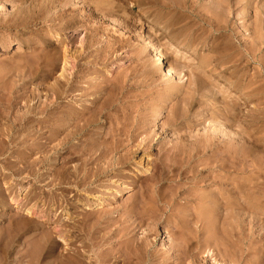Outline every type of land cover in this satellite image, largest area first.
Returning <instances> with one entry per match:
<instances>
[{
    "label": "rangeland",
    "instance_id": "374dc122",
    "mask_svg": "<svg viewBox=\"0 0 264 264\" xmlns=\"http://www.w3.org/2000/svg\"><path fill=\"white\" fill-rule=\"evenodd\" d=\"M150 40L161 47L171 76L155 66L156 53L146 45ZM65 59L70 64L66 79L86 96L69 93L59 102L84 114L88 123L80 124L87 132L70 139L69 152L55 151L47 142L48 130L39 137L37 123L21 120L55 100L54 88L67 81L61 78ZM160 108L156 122L153 113ZM71 123L66 128L72 131ZM33 133L43 147L22 141ZM96 138L98 149L109 150L105 159L90 156ZM99 168L108 172L100 178L103 187L97 197L86 195L76 186L87 171ZM119 178V184L126 183L120 189ZM223 179V189L240 183L241 191H232L231 205L208 207ZM155 196L165 206L160 203L163 208L153 214L148 204L145 215L151 218L132 234L152 259L186 245L189 256L177 252L169 264L260 263L264 0H0V264H29L34 230L50 224L52 230L61 205L75 213L76 224L84 213L94 221L119 220ZM31 207L33 213L27 214ZM197 210L214 216L208 235L194 219ZM59 222L71 223L64 216ZM169 250L170 257L177 248ZM112 251L122 255L126 246L112 245ZM55 253L68 255L64 246ZM96 254L87 252L85 261L94 263Z\"/></svg>",
    "mask_w": 264,
    "mask_h": 264
},
{
    "label": "bare ground",
    "instance_id": "6f19581e",
    "mask_svg": "<svg viewBox=\"0 0 264 264\" xmlns=\"http://www.w3.org/2000/svg\"><path fill=\"white\" fill-rule=\"evenodd\" d=\"M94 1V0H93ZM159 1V0H158ZM221 3V2H220ZM212 4V3H211ZM214 5V4H213ZM222 5V4H221ZM159 11V10H158ZM204 16V15H203ZM258 19V18H257ZM214 24V23H213ZM218 25V24H217ZM201 27V26H200ZM204 27V26H203ZM130 28V27H129ZM153 28V27H152ZM196 31V30H195ZM210 43V42H209ZM158 44V43H157ZM193 44V43H192ZM201 44V43H200ZM147 47L151 50H153L156 54H155V60H154V64L158 69H161L164 73L165 76H171L172 74V70H171V66H168L167 63H165V58L163 55V52L161 50V47H157L155 45V43L153 44L150 41L146 42ZM145 45V46H146ZM173 47V46H172ZM249 50V49H248ZM180 52V51H179ZM228 52V51H227ZM249 52V51H248ZM182 53H184V56H187L188 54L186 53V51H182ZM255 54V53H254ZM259 60V59H258ZM208 62V61H207ZM68 62L65 59L64 60V66L61 70V78L66 79V73L68 71ZM203 65V64H202ZM174 66V65H173ZM227 66V65H226ZM176 67V66H174ZM207 67V66H206ZM60 68V67H59ZM61 69V68H60ZM257 72V71H256ZM255 73V72H254ZM48 74V73H47ZM233 74V73H232ZM226 75H224L225 77ZM236 78V77H235ZM67 80V79H66ZM65 80V81H66ZM235 80V79H234ZM71 81V80H70ZM235 82V81H234ZM236 83V82H235ZM232 84L230 82L229 87H232ZM85 85V84H84ZM220 89V88H219ZM84 90V88H83ZM226 92L229 91V88L225 90ZM54 99L52 100L50 103L51 105L47 108H44L42 110H34L32 109V111L28 112L27 114H25V116L22 117V121L25 124H35L37 123L39 126H37V129H39L38 127H40V130L37 132L40 134L39 137H43L45 135L41 134L44 133V130H48L49 136L46 138L47 142L50 145H54V149L55 151L58 148H63L64 150H66L67 152L71 151L73 149V147H69V143H70V139L75 138L76 136L78 137L79 134H83L85 127L81 126L80 124L86 123V121L84 120V114H82L81 112H74V111H67L65 108L66 106H64L63 104H60L59 100L62 99V97L65 95H68L69 93H78L76 96H78V98H83L84 96H86V93H84L83 96V91L82 89H80V87L75 86L73 83H70L69 80H67L64 84H57V87L54 88ZM229 94V93H228ZM242 94V93H241ZM257 94V93H256ZM67 97V96H66ZM77 98V97H76ZM53 99V98H52ZM80 99V100H81ZM252 99V98H251ZM26 100V99H25ZM23 100V101H25ZM36 100V99H35ZM48 100V99H47ZM83 101V100H82ZM257 101V100H256ZM260 101V100H259ZM262 101V100H261ZM26 102V101H25ZM33 102V101H32ZM68 104V103H67ZM63 105V107H62ZM252 105V103H251ZM253 106V105H252ZM64 108V109H63ZM38 109V108H37ZM63 109V110H62ZM68 109V108H67ZM80 110V109H79ZM227 110V109H226ZM259 109H254L252 111L254 112H260L258 111ZM230 112V110H228ZM227 111V112H228ZM251 112V113H254ZM162 109H158L156 110V112H154V117L153 120L158 122L160 119V116L162 114ZM261 113V112H260ZM232 114V113H231ZM31 115H33L31 117ZM35 116H38L37 118H35ZM60 116V117H59ZM247 116V115H246ZM256 116V115H255ZM255 116L253 115V120H255ZM73 117V118H72ZM229 118V116H228ZM231 118V117H230ZM251 118V117H250ZM257 118V117H256ZM240 119V118H239ZM219 120V119H218ZM227 120V119H226ZM232 119H229V121H231ZM246 120V119H245ZM37 121V122H36ZM213 121V120H212ZM223 121V120H222ZM248 121V120H247ZM250 121V120H249ZM252 121V120H251ZM250 121V122H251ZM73 122V124L75 125L74 129L71 131L68 130V128H66V124L67 123ZM227 122V121H226ZM254 122V121H252ZM66 123V124H65ZM72 124V123H71ZM72 124V125H73ZM88 124V123H86ZM84 124V125H86ZM224 124V123H223ZM219 125V122H218ZM237 125V124H236ZM248 125V124H247ZM35 126V125H34ZM88 126V125H86ZM243 126V125H242ZM27 127V126H26ZM247 127V126H246ZM256 127V126H255ZM22 128V127H21ZM32 128V127H30ZM34 128V127H33ZM70 128V127H69ZM254 128V127H253ZM224 129V128H223ZM34 131V130H33ZM32 131V132H33ZM251 131V130H250ZM256 131V130H253ZM35 132V131H34ZM36 132V133H37ZM85 132H87L85 130ZM252 132V131H251ZM250 132V134L252 135V133ZM258 132V131H256ZM27 133V132H26ZM29 133V132H28ZM34 134V133H33ZM30 134V135H25V138H22V141L25 142V140L27 139L28 142L33 143V145H37L38 147H43V144L40 143L39 138L37 139L35 136L36 134ZM45 134V133H44ZM249 134V133H248ZM21 135V134H20ZM38 135V134H37ZM219 135V134H217ZM61 136H64V138L60 139L59 138ZM214 136H216L214 134ZM10 137V136H9ZM14 138V137H13ZM99 138V137H98ZM209 138V137H208ZM249 138H252L251 136ZM19 139V138H17ZM43 139V138H42ZM212 139V138H211ZM242 139V138H241ZM41 140V139H40ZM243 140V139H242ZM252 140V139H251ZM250 140V141H251ZM19 141V140H18ZM26 141V142H27ZM213 141V140H212ZM215 141V140H214ZM16 140H13L12 143H16ZM21 142V141H20ZM25 142V143H26ZM257 142V141H255ZM92 143V145L90 144V148H89V152L91 153V157L92 154H95L97 157L96 160H100V159H105V157L109 156V150L105 149V150H100L98 149V143L99 141L96 139H94V142H90ZM9 144V143H8ZM18 144V143H17ZM16 144V145H17ZM20 145V144H19ZM24 145V144H23ZM74 148L76 149V146H74ZM112 149V148H111ZM86 150V149H85ZM88 150V148H87ZM86 150V151H87ZM232 150V149H231ZM65 151V152H66ZM193 151H195V149L193 148ZM97 152L99 153V155H97ZM236 152V151H235ZM30 153V152H29ZM171 153V152H170ZM87 154V153H86ZM18 156V155H17ZM11 158V157H10ZM192 158V157H191ZM242 161V160H241ZM218 163V162H217ZM122 164V163H121ZM192 165V164H191ZM116 166V165H115ZM120 166V165H119ZM224 162L222 165V169L224 168ZM95 167V166H94ZM191 173H194L195 169L193 168V166H191ZM190 167V168H191ZM263 167V166H262ZM109 169V168H108ZM118 169V168H117ZM120 170V169H118ZM92 171V170H90ZM87 171L83 178L79 180V184L76 187H79V189H82L83 192H85V194L90 195V196H96L99 192L97 191L99 189V187H103V185L101 184V180L100 178L102 177V175H107L108 172L107 170H104L103 168H99L96 172H90ZM110 171V170H108ZM122 172V171H121ZM83 174V173H82ZM80 175V174H79ZM79 177V176H78ZM215 179V178H214ZM213 179V180H214ZM222 178H220L221 180ZM59 180V179H58ZM121 178H119L116 183H118L119 189L120 186L123 187L124 184L126 183H121ZM193 181H197L196 178H192ZM109 181V180H108ZM225 181L224 179L222 181L218 182V186L219 188H221V191L218 194V198H213L208 202V207L210 205H214V206H220L222 205H231L232 201L230 196L232 195V191H236L242 189V185L240 183H236L234 185V189H223V187L225 186ZM227 181V180H226ZM246 181V180H244ZM217 182V180H216ZM103 183V182H102ZM244 183V182H243ZM98 185V187L96 188V186ZM96 185V186H95ZM245 185V183H244ZM95 187V188H94ZM128 187V186H127ZM253 187V186H252ZM124 189V188H123ZM122 190H118L116 192L117 195L120 196V194L123 192ZM129 189L131 190V186L129 187ZM263 192V191H262ZM101 193V192H100ZM242 193V192H241ZM114 194V193H113ZM159 195V193H158ZM245 195V194H244ZM98 196V195H97ZM96 196V197H97ZM160 196V195H159ZM87 199V198H86ZM155 201L153 199H145L143 201H141L139 204L135 205L133 208H131V210L128 212V216L127 218L123 219H119V220H115L112 219L109 216L106 217H102V218H97V220H91L90 216L88 214H82L83 219H81V222H78L77 224L74 223V216L75 213L72 212L71 208L68 209V207L63 208L64 206L61 205L59 206V208H56V212L58 215V219H56V221L52 224V226L54 227L52 230L51 228V224L48 225L49 228L47 226H45L44 228L41 229H36L34 230L35 233H38L37 235V240L35 243V246H33L32 248V256H31V260H29V264H39L44 263V264H169V260L171 259V257H173L177 252H180L179 255H188V252H191L190 250L186 251V245L182 246V248L180 247H175L173 246L172 248L170 247L169 249H176L174 250L172 256L169 254H171V250L168 249V251H166L165 255L161 256L159 259H153L150 257V252L148 249V247H144L142 245H138L136 242V238L135 235H132L133 232L136 231V229L140 228V226H142L141 224L144 221H147L146 218L150 219L151 217L149 215H145V213L148 211L147 208H145L148 204L153 205V207L150 209V211L154 214L156 213L159 209L158 208H163L160 203L164 202L163 199H159L157 196H155ZM90 200V199H88ZM108 200V199H107ZM205 200V199H204ZM54 201H57V199H55ZM65 202V200L63 201V203ZM68 201H66L67 203ZM89 202V201H88ZM138 203V202H137ZM164 202L163 206H165ZM68 204V203H67ZM235 206L238 207L239 209L243 208V204L240 201H235L234 202ZM55 205V204H54ZM71 205V204H70ZM93 205V204H92ZM99 206H102L101 204H97ZM157 205V206H155ZM167 205V204H166ZM257 205V204H256ZM86 206H91L89 204H87ZM233 208V207H232ZM58 209V210H57ZM201 209V208H200ZM206 209V208H205ZM208 209V208H207ZM237 209V208H236ZM236 209H232V211L234 212L237 211ZM211 209H209L210 211ZM26 213H33V207L26 209ZM200 210H197L196 212L199 213ZM208 213H213L212 211H210ZM159 212V211H158ZM207 214V211H205ZM194 213L195 217L194 219H197V222H201L202 225V230L204 232H206V234L208 233V227L210 226V219H212L210 215L206 217V214L204 215V212H200L199 214ZM218 213V212H217ZM190 215V214H189ZM214 215V214H213ZM48 216V214H47ZM65 217L67 219V221H70L71 223H69V225L66 226H59L60 222H59V218L60 217ZM121 216V215H120ZM49 217V216H48ZM123 217V216H122ZM185 217V216H184ZM217 217V216H216ZM133 221V219H135ZM144 218L146 220H144ZM192 218V217H191ZM189 219V220H188ZM230 220V219H229ZM50 218L49 220L45 223L46 225L49 224L50 222ZM139 221V222H138ZM188 221V222H187ZM190 218L186 216V221L184 220V222H186L187 224L190 223ZM182 222V221H181ZM183 222V223H184ZM225 222V221H224ZM264 222V221H263ZM138 223V224H137ZM105 224V225H103ZM185 224V223H184ZM196 224V222H195ZM244 224V223H243ZM136 225V227H134ZM212 225V224H211ZM187 226V225H186ZM60 227V228H59ZM63 227V228H62ZM211 227V226H210ZM113 228H115V230H113ZM211 229V228H210ZM109 230L108 232L104 233L105 231ZM166 230V229H164ZM112 233V234H111ZM103 234V235H102ZM166 234V233H165ZM109 235V236H108ZM208 235V234H207ZM108 236V237H107ZM116 237H119V240L115 243V244H111V239H115ZM208 237V236H207ZM197 238V237H196ZM209 238V237H208ZM79 243V247L76 250H72V246H76ZM113 243V242H112ZM184 244H186L185 242H183ZM235 243V242H234ZM120 245L126 246V252L122 255L118 253L115 256V252L112 251V245ZM135 244V245H134ZM183 244V245H184ZM147 245V244H146ZM181 245V244H180ZM58 246H64L65 251H68V255H57V253H55V249ZM188 246V245H187ZM162 247H167V244L165 245L162 244ZM175 247V248H174ZM86 248H88L89 251L92 252H96L97 254V259L95 260L94 263H89L87 261H85L86 258V253L89 251H86ZM180 248V249H179ZM122 249V248H121ZM57 251V250H56ZM118 251V250H117ZM66 254V253H65ZM260 257L257 258L256 260H261L259 264H264V254L263 253H259ZM47 255V256H46ZM152 255V254H151ZM46 256V259H45ZM189 256V255H188ZM157 257V256H156ZM179 257V256H178ZM262 258V259H261ZM45 259V260H43ZM183 259V258H182ZM188 259V258H187ZM233 259V258H232ZM113 260V261H112ZM255 260V259H254ZM44 261V262H43ZM182 261V260H181ZM253 263V262H252Z\"/></svg>",
    "mask_w": 264,
    "mask_h": 264
}]
</instances>
